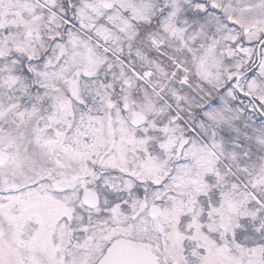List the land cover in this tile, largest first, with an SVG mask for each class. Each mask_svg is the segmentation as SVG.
<instances>
[{"label": "snow or ice", "instance_id": "snow-or-ice-1", "mask_svg": "<svg viewBox=\"0 0 264 264\" xmlns=\"http://www.w3.org/2000/svg\"><path fill=\"white\" fill-rule=\"evenodd\" d=\"M0 264H264V0H0Z\"/></svg>", "mask_w": 264, "mask_h": 264}]
</instances>
